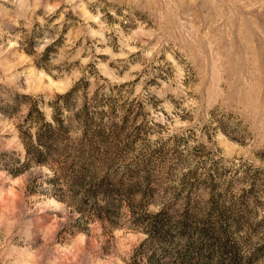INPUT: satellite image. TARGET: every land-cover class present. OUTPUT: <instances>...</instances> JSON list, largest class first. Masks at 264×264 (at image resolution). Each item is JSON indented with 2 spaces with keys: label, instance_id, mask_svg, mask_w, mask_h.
Wrapping results in <instances>:
<instances>
[{
  "label": "rangeland",
  "instance_id": "obj_1",
  "mask_svg": "<svg viewBox=\"0 0 264 264\" xmlns=\"http://www.w3.org/2000/svg\"><path fill=\"white\" fill-rule=\"evenodd\" d=\"M0 264H264V0H0Z\"/></svg>",
  "mask_w": 264,
  "mask_h": 264
}]
</instances>
